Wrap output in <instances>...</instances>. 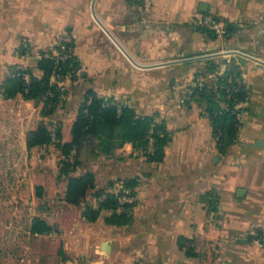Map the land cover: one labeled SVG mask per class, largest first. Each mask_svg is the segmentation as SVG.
Segmentation results:
<instances>
[{
  "label": "crops",
  "instance_id": "0c3cea01",
  "mask_svg": "<svg viewBox=\"0 0 264 264\" xmlns=\"http://www.w3.org/2000/svg\"><path fill=\"white\" fill-rule=\"evenodd\" d=\"M207 16L219 26L215 39L201 29ZM62 35L71 38L79 68L74 78L51 79L60 95L45 117L42 99L9 97L4 84L15 67L41 78L37 62ZM211 59L221 71L236 67L246 85L236 140L224 150L199 96L182 102L192 81L216 86ZM89 90L155 115L169 132L160 163L125 143L111 154L87 150L76 172L93 173L96 189L115 192L119 181L137 179L128 225L107 224L108 211L89 222L84 203L64 200L60 212L39 202L65 197L67 182L57 180V141L29 149L28 134L47 123L71 142ZM258 140L264 0H151L148 7L143 0H0V264H264V245L249 237L264 219V148L251 146ZM36 218L50 231L32 233Z\"/></svg>",
  "mask_w": 264,
  "mask_h": 264
},
{
  "label": "trees",
  "instance_id": "16d2710c",
  "mask_svg": "<svg viewBox=\"0 0 264 264\" xmlns=\"http://www.w3.org/2000/svg\"><path fill=\"white\" fill-rule=\"evenodd\" d=\"M202 26V31L210 38L215 39L220 35L219 30ZM232 30L233 25L228 24L221 33L226 36ZM50 53L52 51L43 52L37 62L38 69L43 72L41 78L34 76L31 69L15 67L13 76L4 84L5 93L9 97L21 92L27 99H42V113L45 117L53 114L60 95L58 85L51 79L74 78L79 68V63L72 53L64 61L49 57ZM208 68L214 72L218 70L219 63L211 59ZM27 74L30 77L29 82L25 79ZM240 76L241 72L236 67H231L218 78L215 87L199 85L194 89V96L199 95L203 111L212 122L213 134L218 137L222 150L234 142L237 136L238 119L235 105L238 101L246 99V87L237 90V78ZM222 102L226 106H223ZM54 140L57 141V149L61 152L57 178L67 182L64 200L77 206L84 203L83 216L89 222L97 221L103 211H108L109 215L105 217L107 224L124 226L132 222L131 208L136 203H122L120 198L135 195L137 179L119 181L121 187L118 192L96 189L93 173L76 174L79 167L85 163L84 153L87 150H99L104 154H111L125 143H131L143 153L148 162L160 163L165 157V147L170 141V136L166 123L158 121L155 115H140L133 106L114 99L105 100L89 90L73 123L71 142H62L60 131L57 130L53 135L48 124L43 123L28 134L27 145L30 149L50 144ZM110 185L114 186L115 182ZM90 195L95 202L90 201ZM50 229L51 226L45 220L36 218L31 232L40 234L49 232ZM187 245L185 239H181L180 246L186 247L187 254L191 255V247Z\"/></svg>",
  "mask_w": 264,
  "mask_h": 264
},
{
  "label": "built area",
  "instance_id": "2783aa9c",
  "mask_svg": "<svg viewBox=\"0 0 264 264\" xmlns=\"http://www.w3.org/2000/svg\"><path fill=\"white\" fill-rule=\"evenodd\" d=\"M150 3H151V0H143V4L146 7H148L150 5ZM202 23H203V25L209 26L210 28H214V29L219 30L218 24L211 17H208V16L205 17ZM71 43H72L71 38L66 36V35H62V36L58 37L54 50H52V53H50L48 56L51 58L55 57V58H57L59 60H63V61L68 59V57L71 55ZM223 73H224V71L217 70L211 76L212 77L220 76ZM25 79L27 82H29L30 77L28 74L25 76ZM237 82H238L237 90L245 89L246 85H245V82L242 78H239L237 80ZM199 85H201V83H199L198 81H196V80L192 81L183 94L182 102H186V101L190 100L194 96V89ZM242 102L243 101H241V100L238 101V103H242ZM136 200L137 199L134 195L122 196L120 198V201L122 203H129V204L136 203ZM249 237L253 243L258 244V245H264V219L257 222L254 226L251 227V229L249 230Z\"/></svg>",
  "mask_w": 264,
  "mask_h": 264
},
{
  "label": "rangeland",
  "instance_id": "374dc122",
  "mask_svg": "<svg viewBox=\"0 0 264 264\" xmlns=\"http://www.w3.org/2000/svg\"><path fill=\"white\" fill-rule=\"evenodd\" d=\"M217 71V70H216ZM216 71H214V73L216 72ZM225 72V71H224ZM224 74V73H223ZM223 74L222 75H220V76H215V77H212V78H214V80H218V78H220L221 76H223ZM237 79H239V78H237ZM210 88V87H209ZM212 88V87H211ZM186 90V89H185ZM208 92V91H207ZM208 94V93H207ZM198 96L199 95H197V98H198ZM238 103V102H237ZM223 106H226V104L224 103V102H222L221 103ZM239 105L241 104V103H238ZM238 104H236L235 105V110H237V119H238V129H239V126H240V118H239V112H238V109H239V105ZM204 109V108H203ZM234 110V111H235ZM237 133H238V131H237ZM84 156H85V153H84ZM57 180L58 181H60V182H64V180H59L58 178H57ZM59 182V183H60ZM37 193H38V191H37ZM61 194H59L58 196H60ZM90 199V201H92V202H95V199H93V198H89ZM40 202V204H45L46 206H48L49 207V209L53 206V205H55V206H60L59 208H60V212H61V210H64V208H63V206H64V197H60V198H58V197H54V198H43L42 200H40L39 201ZM55 232L54 233H56V237L58 238V233H59V230L58 229H55L54 230ZM57 241H58V239H57ZM59 243H57V248H56V250L58 251V245Z\"/></svg>",
  "mask_w": 264,
  "mask_h": 264
},
{
  "label": "water",
  "instance_id": "95a60500",
  "mask_svg": "<svg viewBox=\"0 0 264 264\" xmlns=\"http://www.w3.org/2000/svg\"><path fill=\"white\" fill-rule=\"evenodd\" d=\"M251 146L256 147V148H264V140H258L255 143L251 144ZM243 191H244V189H239L238 194L242 195ZM43 209H44V207H43ZM241 241L247 242V240H241Z\"/></svg>",
  "mask_w": 264,
  "mask_h": 264
}]
</instances>
